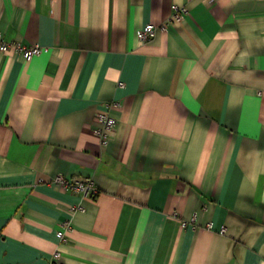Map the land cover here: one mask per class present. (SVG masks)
Listing matches in <instances>:
<instances>
[{
	"label": "crops",
	"instance_id": "obj_1",
	"mask_svg": "<svg viewBox=\"0 0 264 264\" xmlns=\"http://www.w3.org/2000/svg\"><path fill=\"white\" fill-rule=\"evenodd\" d=\"M0 32L50 49L0 51V264H264V0H0Z\"/></svg>",
	"mask_w": 264,
	"mask_h": 264
},
{
	"label": "built area",
	"instance_id": "obj_2",
	"mask_svg": "<svg viewBox=\"0 0 264 264\" xmlns=\"http://www.w3.org/2000/svg\"><path fill=\"white\" fill-rule=\"evenodd\" d=\"M214 3L216 0H209ZM174 19L181 20L187 10L178 5H174ZM170 21L167 22L162 29H166ZM157 34V27L154 24H147L144 28L138 30L137 37L141 41H148L153 39ZM14 50L25 60L30 61L33 58L49 53L50 49L48 47L33 45L26 46L22 44H13L6 41L4 34L0 32V51L3 53H8ZM97 119L100 123V128L96 131V134L101 138L103 145H107L110 142L111 132L115 130L117 125V120L112 117L109 113L101 112L97 115ZM57 183L63 185L66 189L81 192L86 196L96 197L99 195V189L92 180L87 181H71L67 180L62 176H59L55 180ZM60 238L64 237L63 233L58 234ZM59 254H57V257Z\"/></svg>",
	"mask_w": 264,
	"mask_h": 264
}]
</instances>
